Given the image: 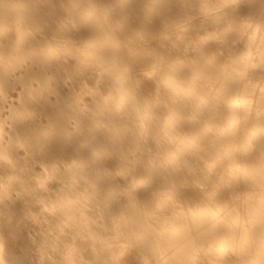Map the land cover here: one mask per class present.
I'll return each instance as SVG.
<instances>
[{
	"label": "bare ground",
	"instance_id": "obj_1",
	"mask_svg": "<svg viewBox=\"0 0 264 264\" xmlns=\"http://www.w3.org/2000/svg\"><path fill=\"white\" fill-rule=\"evenodd\" d=\"M261 34L264 0H0V264H264Z\"/></svg>",
	"mask_w": 264,
	"mask_h": 264
},
{
	"label": "rangeland",
	"instance_id": "obj_2",
	"mask_svg": "<svg viewBox=\"0 0 264 264\" xmlns=\"http://www.w3.org/2000/svg\"><path fill=\"white\" fill-rule=\"evenodd\" d=\"M163 1H164V0H162V2H163ZM247 36H249V35H246V37H240V38L238 37L237 41H231V45L234 46L235 43H239V40H241V42L246 41ZM258 39H259L260 41L263 40V39H264V34L259 35ZM241 42H240V43H241Z\"/></svg>",
	"mask_w": 264,
	"mask_h": 264
}]
</instances>
